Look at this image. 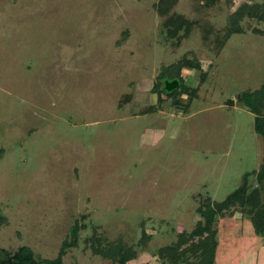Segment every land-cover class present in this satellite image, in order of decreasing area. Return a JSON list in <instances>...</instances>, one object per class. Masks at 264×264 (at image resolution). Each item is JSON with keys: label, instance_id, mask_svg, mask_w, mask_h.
I'll list each match as a JSON object with an SVG mask.
<instances>
[{"label": "rangeland", "instance_id": "obj_1", "mask_svg": "<svg viewBox=\"0 0 264 264\" xmlns=\"http://www.w3.org/2000/svg\"><path fill=\"white\" fill-rule=\"evenodd\" d=\"M243 1L0 0V249L53 258L77 220L65 264H114L98 236L133 246L128 264H167L158 249L201 203L255 183L263 141L236 96L264 81V22L216 41ZM171 14L188 33L166 34ZM183 57L200 61L180 72L197 91L176 105L152 87ZM216 227L215 264H264L247 214Z\"/></svg>", "mask_w": 264, "mask_h": 264}, {"label": "trees", "instance_id": "obj_2", "mask_svg": "<svg viewBox=\"0 0 264 264\" xmlns=\"http://www.w3.org/2000/svg\"><path fill=\"white\" fill-rule=\"evenodd\" d=\"M168 1L170 0H159L158 8L160 13H166ZM199 1L203 5L209 6L219 0ZM245 17L264 22V0L243 1L229 14V22L225 33L221 38H216L220 48L230 35L242 31L240 22ZM163 25L166 29V34L170 37H175L176 35L180 36V34L188 33L192 21L181 15L171 14L165 19ZM255 30L259 31L256 28ZM183 67L200 69V61L195 58L183 57L165 66L157 76L154 87H152L160 94L172 99V103L176 105L183 102L180 100V96L183 93L192 95L197 91V88H190L183 82L180 73ZM201 75L203 78L206 75V71H201ZM165 79H177L178 85L181 84V89L166 91L162 86ZM160 100L162 99L159 97L158 101ZM236 100L241 102L254 115L253 129L262 137L264 152V81L257 89L238 93ZM229 101L232 104L234 103L232 99ZM188 104L189 101L185 103V107ZM248 176L249 173L245 174L241 185L230 192L222 201L210 202L207 200L201 203L197 208V212L202 221L198 222L196 227L190 232H180L175 242L160 247L157 251L158 258L167 264H215V253L218 245L217 219L231 216L235 212L248 215L255 235L262 238L264 243V197L262 195L264 193V155L258 169L253 171L254 184L249 183ZM79 230L80 223L76 220L70 229L69 237L62 241L57 255L53 258H37L29 247L21 246L13 253L0 249V264H65L63 256L69 248L77 246ZM96 242L97 245L93 246L94 253L110 258L114 264H128L137 254L136 249L133 246L125 245L121 238L113 241H103V238L98 236L96 237Z\"/></svg>", "mask_w": 264, "mask_h": 264}, {"label": "water", "instance_id": "obj_3", "mask_svg": "<svg viewBox=\"0 0 264 264\" xmlns=\"http://www.w3.org/2000/svg\"><path fill=\"white\" fill-rule=\"evenodd\" d=\"M177 86H178V80L177 79H172V80L165 79L164 80V89L166 91H170L172 89H175Z\"/></svg>", "mask_w": 264, "mask_h": 264}, {"label": "crops", "instance_id": "obj_4", "mask_svg": "<svg viewBox=\"0 0 264 264\" xmlns=\"http://www.w3.org/2000/svg\"><path fill=\"white\" fill-rule=\"evenodd\" d=\"M184 68V67H183ZM253 232V233H252ZM251 232V236H253V239L255 240V241H257V239L259 238L261 241H262V238H260L259 236H256L255 235V233H254V231H252ZM256 248H258L260 251H263V249H264V243L263 242H259V243H257L256 244V246H255V248H254V250L256 249ZM261 257V256H260ZM263 258L261 259V261L264 259V256H262ZM216 260V259H215ZM263 262H264V260H263Z\"/></svg>", "mask_w": 264, "mask_h": 264}]
</instances>
